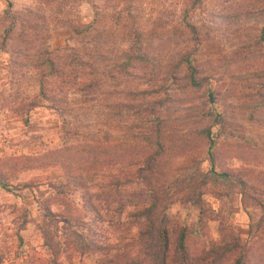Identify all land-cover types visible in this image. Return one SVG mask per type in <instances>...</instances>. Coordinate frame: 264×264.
Listing matches in <instances>:
<instances>
[{
	"label": "rangeland",
	"instance_id": "1",
	"mask_svg": "<svg viewBox=\"0 0 264 264\" xmlns=\"http://www.w3.org/2000/svg\"><path fill=\"white\" fill-rule=\"evenodd\" d=\"M87 25L79 35L71 31ZM132 30L142 61L127 50ZM96 50L104 54L98 60ZM84 53L92 58L85 78L94 82L77 91L73 58ZM190 78L203 79L202 86ZM156 142L163 147L156 180L172 194L171 220L191 228L196 211L180 194L197 185L204 202L229 209L228 222L249 239L246 209L257 210L244 209L210 163L245 170L264 200V0H0V162L64 145H115L117 162L103 172L118 179L113 185L98 176L88 185L98 217L60 166L11 173L12 184L33 185L0 187V264L48 257L43 225L59 239L74 229L117 250L129 246L136 234L129 214L146 201V185L128 163ZM45 200L71 229L43 221ZM207 226L215 237L216 223ZM190 244L196 248V239ZM247 244L253 262L262 263L264 238Z\"/></svg>",
	"mask_w": 264,
	"mask_h": 264
},
{
	"label": "trees",
	"instance_id": "2",
	"mask_svg": "<svg viewBox=\"0 0 264 264\" xmlns=\"http://www.w3.org/2000/svg\"><path fill=\"white\" fill-rule=\"evenodd\" d=\"M182 23L193 31V26L185 21ZM87 26L71 28L73 33L79 35L87 31ZM128 40L131 42L127 50H134L135 60L142 61L144 54L139 50V39L137 34L130 31ZM132 35V36H131ZM24 43V41L22 40ZM97 47V46H96ZM127 55V54H126ZM84 58L76 56L73 58L71 71L73 79H81L79 83L74 82L73 86L77 91L86 87H91L93 80L85 78L87 73L83 66H86L87 59L92 58L84 53ZM104 54L94 53V58L98 60ZM129 57V56H128ZM132 57V56H131ZM50 67V73L55 72L52 60L45 58ZM65 78L71 81L63 73ZM72 79V80H73ZM60 83V82H59ZM191 86L199 88L203 84V79L190 78ZM44 94V92H42ZM53 94V93H52ZM211 96V93H208ZM47 98V96H44ZM29 105H34L31 102ZM209 127L205 129V135L209 136ZM115 145L101 146L97 144H77L64 145L60 148L47 150L35 156H12L0 162V187L5 190H22L33 185V180L17 181L12 184L9 181L11 173L28 171L33 169H43L45 166L58 165L61 167L65 180L81 191L80 197L84 207L93 211L98 217L99 213L95 204L87 194L88 185L92 184L95 177L109 178L111 184H118V179L113 174L103 172V168L115 165L117 157L114 150ZM133 160H129L128 165H136L139 178L146 185V201L143 202L129 216L135 218L136 234L132 241L124 249L117 250L107 243H102L91 236L77 232L70 228V223L66 218L58 219L55 212L50 211L46 200L40 202L41 216L44 221L58 222L68 230L67 235L62 239L56 238L53 232L46 225L40 226L43 244L48 250L49 256L41 259L39 264H259L249 255V242L264 238V200L262 192L254 188L247 182L245 170H234L233 168L220 167L219 163H210V167H217L218 171L213 172L217 179L233 187L239 195V202L246 209L247 206H254L257 213L247 210L249 224L246 240H242L240 233L228 222L230 210L221 208L213 209L202 199L205 193L203 188L196 185H188V190L182 192L180 200L188 202L196 211L193 225L178 224L171 220L167 210L172 201V194L162 188V184L157 182L159 175L160 157L163 150L162 145L156 142L155 145H148ZM5 162L8 166H6ZM58 192H63V188ZM109 191V190H107ZM232 192L229 190L225 194ZM216 196H222L221 192H216ZM232 199L233 194L229 195ZM215 222L216 236L209 233L208 222ZM135 223V222H134ZM196 239V248L191 246L190 240ZM253 240V241H252ZM77 256V261L72 260V255ZM90 257L92 262L82 261L83 258ZM264 264V259L262 263Z\"/></svg>",
	"mask_w": 264,
	"mask_h": 264
}]
</instances>
